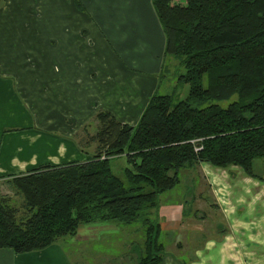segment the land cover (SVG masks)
I'll return each instance as SVG.
<instances>
[{"label":"rangeland","instance_id":"rangeland-1","mask_svg":"<svg viewBox=\"0 0 264 264\" xmlns=\"http://www.w3.org/2000/svg\"><path fill=\"white\" fill-rule=\"evenodd\" d=\"M164 49L152 0H0V196L21 207L10 183L20 173L11 168L16 158L24 159L26 174L45 164L95 157L100 113L134 127L154 93L171 95L175 103L184 100L188 87L178 82L183 68ZM7 126L20 129L3 131ZM111 166L127 185L126 157L114 158ZM256 166L264 177V158ZM180 176L172 194L191 228L169 235L175 239L169 253L188 260L202 246L201 237L212 236H233L238 251L251 261L264 251L259 247L264 245V180L238 167L202 165ZM153 211L148 217L158 223L162 219ZM142 233L145 238V228ZM58 244L77 255V262L91 248L109 249L107 242L88 246L79 237ZM120 261L110 264H135Z\"/></svg>","mask_w":264,"mask_h":264},{"label":"trees","instance_id":"trees-1","mask_svg":"<svg viewBox=\"0 0 264 264\" xmlns=\"http://www.w3.org/2000/svg\"><path fill=\"white\" fill-rule=\"evenodd\" d=\"M152 5L164 32V55L183 68L178 82L188 87L187 97L175 103L171 95L154 93L134 127L100 113L95 157L12 176L21 207L0 196V250L42 251L75 237L83 224L141 220L145 246L136 264H160L164 230L148 216L162 194L180 185L182 170L238 167L264 180L256 171L264 158V0ZM122 156L127 185L111 166Z\"/></svg>","mask_w":264,"mask_h":264},{"label":"crops","instance_id":"crops-1","mask_svg":"<svg viewBox=\"0 0 264 264\" xmlns=\"http://www.w3.org/2000/svg\"><path fill=\"white\" fill-rule=\"evenodd\" d=\"M152 96V95H151ZM8 127V126H7ZM15 127L4 128L5 132H15ZM20 161L21 163L17 162ZM16 162V163H14ZM14 162L11 163V168L19 170L20 176L24 174L23 166L24 159L18 160L16 158ZM209 168L210 165H202V168ZM173 191L166 192L159 197L160 207L153 209V212L157 211L159 220L158 223L163 226L164 233L162 235L161 241L165 246V256L163 257L160 264H260L264 259V253L259 249V255L253 256L252 261L250 258L247 259L245 253H240L237 249V241L232 236L227 238L220 237H201L202 246L196 249L194 253L188 260L184 257L179 258L178 255L174 253H169L168 247L175 241L172 234H177V232H182L191 228V224H184L180 212L177 211L181 209L179 206L180 201L175 204V197H173ZM176 209V210H174ZM217 224V223H216ZM134 223L131 225H124L117 222H106V223H94L90 225H81L77 231L75 237L83 239L84 243L88 246H95L100 241L108 244V248H103V246L98 250V248H91V253L85 254L84 257L81 256L80 261L77 262V255L65 251L60 244L56 243L42 251H35L23 254H16L14 251L9 249L0 250V264H110V261L122 260V262H127L126 260L135 261V264L140 260L141 256L144 254L143 246L145 242L144 236L142 237L143 229L142 226ZM186 225V226H185ZM196 230L198 225H192ZM130 231H125L126 228H130ZM124 229V230H123ZM171 234V237L169 235ZM135 235H140L139 238H133ZM118 237V243H115V239ZM121 237V238H120ZM139 239V240H138ZM75 242V241H74ZM77 243V242H75ZM260 244V243H259ZM115 249V252H110ZM134 247V248H133ZM259 247H264L260 244ZM250 255V254H249ZM125 260V261H124ZM86 262V263H85ZM120 261V263H122Z\"/></svg>","mask_w":264,"mask_h":264}]
</instances>
